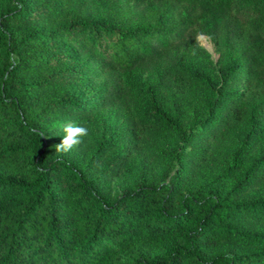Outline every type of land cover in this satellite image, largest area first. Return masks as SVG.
Listing matches in <instances>:
<instances>
[{
    "label": "trees",
    "instance_id": "trees-1",
    "mask_svg": "<svg viewBox=\"0 0 264 264\" xmlns=\"http://www.w3.org/2000/svg\"><path fill=\"white\" fill-rule=\"evenodd\" d=\"M12 2L0 14V264H264V194L245 196L264 183V148L244 167V148L220 146L252 117L264 123V0H109L96 17L81 0ZM18 23L52 30L15 32ZM200 33L238 48L218 82L181 63ZM157 63L161 118L184 152H158L165 168L151 160L137 187L112 196L102 182L134 151L162 142L153 119L130 114L141 116V102L120 70ZM98 69L106 87L82 91L77 80ZM77 107L104 123L115 108L125 123L100 141L84 137L68 158L56 153L50 126ZM121 144L128 150L108 155ZM216 161H226L217 183L244 171L226 189L195 185L198 167ZM224 239L250 250H224Z\"/></svg>",
    "mask_w": 264,
    "mask_h": 264
},
{
    "label": "rangeland",
    "instance_id": "rangeland-1",
    "mask_svg": "<svg viewBox=\"0 0 264 264\" xmlns=\"http://www.w3.org/2000/svg\"><path fill=\"white\" fill-rule=\"evenodd\" d=\"M93 1L94 8L92 7L93 5L91 6L90 4L91 0H81L85 14L89 17L100 16L102 8L109 4V0ZM238 1L241 2L243 0ZM13 8L14 3L12 0H0V14ZM12 27L15 32L38 29L42 34H47L52 30L48 26L40 23H18L14 24ZM199 35L204 38L199 41L197 40L195 43H190L187 47H182L180 53L181 63L193 72L201 74L205 80L218 82L221 79L222 69L235 61L238 55V48L229 42L224 35L219 37H214L208 33H200ZM161 68L162 64L157 63V65L145 64L137 66L131 70H120L124 82L129 84L131 90L137 94L141 102L139 108L141 116L139 115L137 117L136 107L130 114L133 116L135 115L136 118L142 116L150 117L161 126L162 142L160 147L151 152L134 151L132 155L127 158L122 172L117 177L102 182L105 183L107 193L112 196L118 195L125 189L137 187L141 183L144 170L151 160L154 161L155 168L159 170L165 168L167 163L166 161H162L160 156H158V152L173 155L181 148L182 139L180 134L177 131L168 129L161 118V110H164L166 107L161 100V95L157 92L159 89L158 79ZM76 84L82 91H84L83 89L87 86L92 91L97 92L106 87V74L101 69H98L97 77L91 78L83 74L77 80ZM241 85L242 83L237 86L240 87ZM206 90H208V87H206ZM196 91L197 88H193V92ZM84 94L86 99L89 98L91 102L93 101L94 97L86 93ZM78 108L79 107L75 109L70 117L63 118L57 124L50 126L49 138L56 144L62 141L64 135L62 126L68 123L86 126L89 129L87 136L90 135L97 141L105 137L106 129L113 128L115 132H118L120 126L125 123V118L121 116L115 108H106L104 110L106 123H104L102 119L97 120L96 117L88 111H81L80 109L78 110ZM105 124L108 127H106ZM220 146L230 152H235L244 148L243 151L240 152V156L243 157V166H249L260 155V151L264 148V123H260L257 118L252 117L245 124L232 129L230 136H225V139L220 142ZM127 150L128 148H123V144H121L109 152L108 155L115 156L119 151ZM74 152L75 149L68 154L62 155L73 158ZM183 152V150H180L178 153L181 155ZM192 162L193 160L191 158V163ZM178 164L181 165L180 162H178ZM225 164L226 161H224L223 164L217 161L214 163L204 162L198 167V173L195 175L194 180L195 185L201 186L204 190L217 185H222L225 189L232 186L237 175L244 171V167L238 169L226 182L217 183L215 182V178L223 170ZM263 194L264 183L253 189H248L245 196L260 197ZM175 244V240L170 241L163 245L161 251L168 252ZM221 248L236 253H245L250 250L249 248L238 247L231 239L222 240Z\"/></svg>",
    "mask_w": 264,
    "mask_h": 264
},
{
    "label": "clouds",
    "instance_id": "clouds-1",
    "mask_svg": "<svg viewBox=\"0 0 264 264\" xmlns=\"http://www.w3.org/2000/svg\"><path fill=\"white\" fill-rule=\"evenodd\" d=\"M204 37L198 35L197 40H202ZM64 133L62 141L55 145L56 153L68 154L74 149H77L83 142V138L89 133L86 126L68 123L62 126ZM231 259V257H228Z\"/></svg>",
    "mask_w": 264,
    "mask_h": 264
}]
</instances>
